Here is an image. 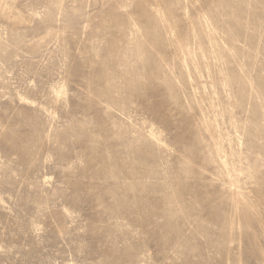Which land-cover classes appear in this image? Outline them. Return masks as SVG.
I'll use <instances>...</instances> for the list:
<instances>
[{"label":"rangeland","instance_id":"rangeland-1","mask_svg":"<svg viewBox=\"0 0 264 264\" xmlns=\"http://www.w3.org/2000/svg\"><path fill=\"white\" fill-rule=\"evenodd\" d=\"M0 264H264V0H0Z\"/></svg>","mask_w":264,"mask_h":264}]
</instances>
